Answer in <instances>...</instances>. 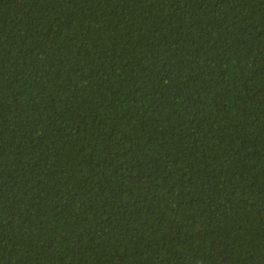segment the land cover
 Returning a JSON list of instances; mask_svg holds the SVG:
<instances>
[{
    "label": "trees",
    "instance_id": "trees-1",
    "mask_svg": "<svg viewBox=\"0 0 264 264\" xmlns=\"http://www.w3.org/2000/svg\"><path fill=\"white\" fill-rule=\"evenodd\" d=\"M0 264H264V0H0Z\"/></svg>",
    "mask_w": 264,
    "mask_h": 264
}]
</instances>
